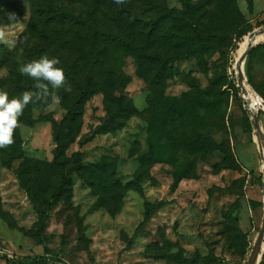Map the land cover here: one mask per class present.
I'll return each instance as SVG.
<instances>
[{
    "label": "rangeland",
    "instance_id": "obj_1",
    "mask_svg": "<svg viewBox=\"0 0 264 264\" xmlns=\"http://www.w3.org/2000/svg\"><path fill=\"white\" fill-rule=\"evenodd\" d=\"M191 3L205 40L199 53L173 59L196 37L184 27L181 0H125L129 12L115 0H0L8 41L0 42V90L10 98L35 90L18 69L43 55L60 60L72 89L55 90L58 104L51 97L29 104L15 130L33 168L34 202L15 174L24 168L21 160L5 164L12 145L0 149L2 253L45 254L35 209L47 206L59 176L43 165L38 172L33 162L53 161L54 123L64 130L70 106L88 88L75 141L63 157L72 170L80 152L82 169L71 173L49 211L51 255L66 264L249 263L264 217L256 133L262 130L264 154V110L255 124L237 81L241 65L244 81L264 99V0ZM132 25L134 38L126 34ZM146 55L153 60H143ZM120 97L131 112L122 127L107 131ZM257 263L264 264V239ZM0 264L14 263L0 257Z\"/></svg>",
    "mask_w": 264,
    "mask_h": 264
},
{
    "label": "trees",
    "instance_id": "obj_2",
    "mask_svg": "<svg viewBox=\"0 0 264 264\" xmlns=\"http://www.w3.org/2000/svg\"><path fill=\"white\" fill-rule=\"evenodd\" d=\"M182 3V17L185 22L184 27H190L196 34V37H192L189 45L190 49L188 52L182 51V54L178 55L177 57H174L173 59L182 58L184 56H189L190 54L199 53V51L202 49L200 45L204 42V37L201 34L200 27L198 28V23L200 24V21L196 18L195 9L191 3V0H181ZM120 7L125 10L126 12H129V8H127L124 4H121ZM130 28V31L126 34L127 36L132 37L133 34L136 32L135 28L132 26L128 27ZM126 30V29H125ZM252 28L242 29L241 33L245 34L251 31ZM121 35V39L125 41L124 37L126 36ZM97 37H95L96 39ZM126 42V41H125ZM196 42L197 45H194L193 43ZM186 43L185 39L181 40V45H184ZM103 58L106 59L104 55H101ZM146 62H151L153 60V57L151 55H146L144 59ZM162 78V72L159 71L157 73V79ZM246 81V80H245ZM247 83V81H246ZM238 84V82H237ZM249 84L253 87V89L257 92L256 88L249 82ZM21 86L19 85V89ZM238 88H240L238 86ZM91 91L88 88H82L80 90V93L78 95L77 100L70 106L69 111L67 115L65 116L63 122H64V130H61L58 125L54 123L55 126V142L56 147L53 151V161L52 162H39L34 161L33 165L35 169L39 172L42 165L46 169L47 173H51L53 169L56 170L58 176H59V182L54 191L52 192L51 196L49 197L47 201V206L45 208L37 206L35 211L37 215V220L35 223V235L38 240V244L41 245L44 248L45 254L44 255H38V256H29V255H19V254H13L8 255L6 253H2L0 251V257L5 259L8 263H14V264H66L63 260H61L58 257L52 256L51 251L48 244V239L46 235V231L49 225L50 220V213L49 211L52 209L53 204L60 198L62 193L66 190L67 186L70 183L71 173L73 171H80L82 169V160H81V153L76 152L75 153V166L72 170H68L66 168L65 161L63 159L65 151L71 146V144L75 141L76 136V127L77 125L81 123V117H82V111L84 103L87 101V99L90 97ZM193 95L192 93H189L186 95V97L191 98ZM112 121L108 122V124L105 123V128L108 131L109 129H118L122 127L123 125V119L131 112V106L129 101H126L123 97H120L114 105V108L110 111ZM248 112V111H247ZM249 114V112H248ZM251 120L254 122L253 116L249 114ZM259 118V115H258ZM105 130V129H103ZM257 137H258V143L260 145V153L262 155V158L264 159V154L262 153V140H261V134L258 130H256ZM14 143L12 144L13 152L9 156V158L5 161V164L8 168H12V163L15 160H21V165L24 166L22 169L21 166L15 170V174L20 182L21 187L27 191L29 194L31 200L34 202L35 200V194L36 190L28 184V174L33 171L32 166L29 165V159L24 156L23 149L21 147L20 142L14 137ZM262 146V147H261ZM154 213V208L149 209L144 217V220L140 224L139 228H142L145 226L149 219L152 217ZM185 264V263H183ZM186 264H191V261H187Z\"/></svg>",
    "mask_w": 264,
    "mask_h": 264
},
{
    "label": "clouds",
    "instance_id": "obj_3",
    "mask_svg": "<svg viewBox=\"0 0 264 264\" xmlns=\"http://www.w3.org/2000/svg\"><path fill=\"white\" fill-rule=\"evenodd\" d=\"M115 3L124 4L125 0H115ZM0 42L8 43L3 29H0ZM59 64L58 58L43 55L18 69L21 75H27L35 81V90H26L12 98L7 91L0 90V149L10 147L15 142V130L20 126V117L29 104L46 100L48 97L58 104L60 98L55 94V90L63 88L71 92L64 69L58 67Z\"/></svg>",
    "mask_w": 264,
    "mask_h": 264
},
{
    "label": "built area",
    "instance_id": "obj_4",
    "mask_svg": "<svg viewBox=\"0 0 264 264\" xmlns=\"http://www.w3.org/2000/svg\"><path fill=\"white\" fill-rule=\"evenodd\" d=\"M243 80L241 82H239L238 80L237 82H238V86L242 89L241 91L243 94L242 96H243V101L245 103V107L251 116L259 115L264 110V99L260 95L257 94V92L249 84V82L247 83L250 87L253 97H251L250 99L246 98L244 96V90L242 88Z\"/></svg>",
    "mask_w": 264,
    "mask_h": 264
},
{
    "label": "water",
    "instance_id": "obj_5",
    "mask_svg": "<svg viewBox=\"0 0 264 264\" xmlns=\"http://www.w3.org/2000/svg\"><path fill=\"white\" fill-rule=\"evenodd\" d=\"M259 33H260V31L252 33L251 36H250L251 40H253L254 36L259 34ZM250 46H251V42L249 43V47ZM238 71H239L238 80H239V82H241L244 79L243 75L241 73V65H239ZM253 119H254V123L259 125L258 115H253ZM258 131L260 132V134H262V130L260 128H258ZM263 239H264V217H263V223H262L260 235H259L258 242H257L258 245H257V248H256V253L253 255L252 259H250L248 264H259V263H257V255H258V251H259L260 247L263 244Z\"/></svg>",
    "mask_w": 264,
    "mask_h": 264
},
{
    "label": "bare ground",
    "instance_id": "obj_6",
    "mask_svg": "<svg viewBox=\"0 0 264 264\" xmlns=\"http://www.w3.org/2000/svg\"><path fill=\"white\" fill-rule=\"evenodd\" d=\"M242 88L244 90V96L248 99H250L252 96V92L250 90V87L248 85V83H246L244 80H243V85H242Z\"/></svg>",
    "mask_w": 264,
    "mask_h": 264
}]
</instances>
